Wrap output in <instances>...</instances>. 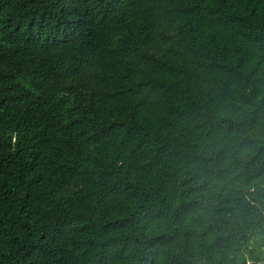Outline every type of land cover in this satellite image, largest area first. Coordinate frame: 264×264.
<instances>
[{
  "label": "trees",
  "instance_id": "16d2710c",
  "mask_svg": "<svg viewBox=\"0 0 264 264\" xmlns=\"http://www.w3.org/2000/svg\"><path fill=\"white\" fill-rule=\"evenodd\" d=\"M0 264H264V0H0Z\"/></svg>",
  "mask_w": 264,
  "mask_h": 264
}]
</instances>
